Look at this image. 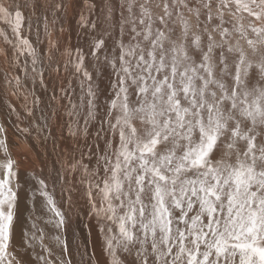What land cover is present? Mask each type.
Returning <instances> with one entry per match:
<instances>
[{"label": "snow or ice", "instance_id": "1", "mask_svg": "<svg viewBox=\"0 0 264 264\" xmlns=\"http://www.w3.org/2000/svg\"><path fill=\"white\" fill-rule=\"evenodd\" d=\"M33 21L84 42L38 51ZM0 22V264H264V0H0Z\"/></svg>", "mask_w": 264, "mask_h": 264}, {"label": "bare ground", "instance_id": "2", "mask_svg": "<svg viewBox=\"0 0 264 264\" xmlns=\"http://www.w3.org/2000/svg\"><path fill=\"white\" fill-rule=\"evenodd\" d=\"M73 27H75V25H73ZM0 28H4L5 30H8L10 32V30L7 29V26L4 25L2 22H0ZM58 28H59V25L54 26V27L50 26L48 29V33L50 35H46L45 31H44V25H43V23H40V25H39L40 37L39 38H40L41 43H39L38 45L36 44L37 28H36V22L35 21H33V28H32L31 35H29L28 32H25L24 35L29 36V39H31L33 41V43L37 47L38 51H40V50L47 51L50 47L49 40H51L53 42H56L59 40L60 52L64 51L65 46L74 47L78 43L84 42L83 40H80V41L77 40V36H76L75 31H73L72 36H71V40L69 41L68 33L67 32L60 33L58 31ZM3 47H4V43L2 40H0V48H3ZM56 57L60 60L65 59V57L60 56L59 53H56ZM0 67H3V58L2 57H0ZM71 72H72V69H71V67H69L67 74H65L63 72L61 73V77L65 80V82L67 81V76L70 75ZM28 86L29 87L31 86L30 82H28ZM77 91H79V89H77ZM38 94H39V92H38ZM20 102L22 103V101H20ZM12 132H13V130H12ZM32 135L35 136V133H33ZM33 143H34V141H32V140L25 141V139L20 138L19 139L20 146L18 148H16V150H14L13 153H16L18 155L21 153H27L28 157H30L31 160L34 161L37 159V153L43 152V144H40L36 148H33V146H32ZM51 147H52V145H51V143H49L48 149L50 150ZM15 158H20V155L18 157H15ZM26 162H28V161L26 160ZM57 199H59L58 193H57ZM40 215H41L40 217H42L43 221H46L45 217H47L49 219L51 216V214L47 211V209L45 207H43V205H42V208L40 210ZM78 235H79V233H78Z\"/></svg>", "mask_w": 264, "mask_h": 264}, {"label": "rangeland", "instance_id": "3", "mask_svg": "<svg viewBox=\"0 0 264 264\" xmlns=\"http://www.w3.org/2000/svg\"><path fill=\"white\" fill-rule=\"evenodd\" d=\"M10 136H11V139L13 140V141H15V145H14V148H13V151L14 150H16V148H18L19 146H20V144H19V139L21 138V137H18L17 135H15L13 132H12V129H10ZM17 141V142H16ZM19 155L18 154H16V153H14V157H18ZM27 163V162H26ZM38 207V210H37V216H41L40 215V210H41V208H42V204H40V203H38V205H37ZM41 219H42V217H41ZM45 219L46 220H48V218L47 217H45ZM39 224H40V226L41 227H45V224H44V221H43V219L42 220H40L39 221ZM48 227H50V226H48ZM50 235H55V233L54 232H52V233H50ZM46 242H48L47 240H46ZM37 251H39V248H37Z\"/></svg>", "mask_w": 264, "mask_h": 264}]
</instances>
